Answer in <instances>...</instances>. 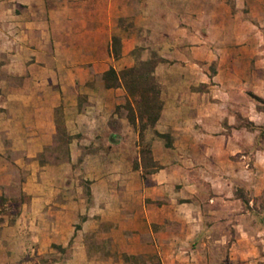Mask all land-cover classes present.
<instances>
[{"label":"crops","instance_id":"1","mask_svg":"<svg viewBox=\"0 0 264 264\" xmlns=\"http://www.w3.org/2000/svg\"><path fill=\"white\" fill-rule=\"evenodd\" d=\"M136 46L160 58L145 175L139 131L119 117L129 96L102 78L132 67ZM249 93L264 99V0H0V174L8 185L24 174L32 227L54 218L18 243L61 246L54 264L248 261L263 243L249 222L264 189V109ZM76 171L99 180L70 181Z\"/></svg>","mask_w":264,"mask_h":264},{"label":"rangeland","instance_id":"2","mask_svg":"<svg viewBox=\"0 0 264 264\" xmlns=\"http://www.w3.org/2000/svg\"><path fill=\"white\" fill-rule=\"evenodd\" d=\"M142 0H136V4H140ZM145 15L142 14L140 11L136 12L135 15V29H141V19ZM125 20L120 19V26L125 25ZM118 40L115 41L113 44V49L115 51H119V54L121 53V37L119 36L117 38ZM154 47L152 46H136L134 50H132L131 54L135 59L134 67L138 70H147L150 68L143 63H145L147 60L154 62L159 60V56L156 52V50H153ZM144 50H148V58L145 60H142L144 56L146 55L144 53ZM128 68V67H125ZM121 71V70H120ZM100 75H96L93 81V84H97L100 82ZM156 82V81H155ZM250 97V96H249ZM250 99L254 101L251 97ZM264 100V99H263ZM125 98L122 99L121 107L122 109L119 110V117H125L127 116V110L124 107L125 105ZM255 102V101H254ZM257 104V103H256ZM258 109H264V104H257ZM249 128V125H247ZM143 138L135 143L134 146H132V153L137 154L139 150L137 149V145H140L143 148L149 147V138H151L154 135L153 128H148L143 133ZM89 145H93V143H90ZM122 150L126 151V148L129 146L127 143H122ZM89 147V146H88ZM130 147V146H129ZM102 148V146H101ZM48 162L53 161L52 159L48 158ZM142 165L144 166L143 174H147L149 172H152L154 169V163L151 160V157L149 154L143 153L142 156ZM84 165L90 166V163H85ZM120 166H121V172L123 176H126V160H120ZM135 167L138 166V162H135ZM249 169H252V160L248 162ZM6 168H2V172L0 174V264H54V262H60L66 258L67 252L59 247H52L48 245V243H43V241L34 240L33 238H23L21 239L23 243L18 240H20L16 234L20 233L21 231L26 232H32L36 231L38 228V223L41 224V227L45 228L46 224L48 222L54 221V218L46 214L44 218L37 219L36 223L34 224V227H32V224H29L27 219L22 218L20 216L21 210H22V203L28 202L29 198L31 197L28 195L25 191H21L19 189V183L18 180L24 176L23 173H20L19 176L16 177L14 182L12 184H6V181L9 179L8 173H6ZM85 178H83V177ZM100 176V173H94V172H85L80 173L79 171H76L74 174H72L70 181H76L81 179V181H85L87 183H90V181L99 180L98 177ZM105 175H103L104 177ZM83 179H82V178ZM2 178V179H1ZM4 179V180H3ZM6 179V181H5ZM3 180V182H1ZM264 181V176L262 178ZM4 185H8L7 187H3ZM88 199L90 198L87 194L86 196ZM243 198L247 199L248 196H243ZM257 206L255 210L257 211L260 216L256 219V221L249 222L250 227L252 229L261 230L263 232V243L261 244L259 250L256 254H250L248 256L249 260H244L242 264H264V189L262 192V195L257 199ZM249 210H251L250 207L247 206ZM261 217V218H259ZM80 222L78 221L76 223H73L72 226H74L76 229L80 228ZM233 240V238H232ZM68 249V247L66 248ZM226 258V253H216L215 258L217 264H221L220 259ZM219 261V262H218ZM56 264V263H55Z\"/></svg>","mask_w":264,"mask_h":264},{"label":"trees","instance_id":"3","mask_svg":"<svg viewBox=\"0 0 264 264\" xmlns=\"http://www.w3.org/2000/svg\"><path fill=\"white\" fill-rule=\"evenodd\" d=\"M117 40L118 39L114 37L113 44ZM113 44L112 54L114 58H118L120 56L119 51H115V49H113ZM159 60L152 63L151 61L147 60L145 63H143L144 66H150V68L147 70L141 71L132 66L129 68H124L117 73L112 67H110L102 75L107 88L117 87L120 85H123L125 88L129 96V98L126 99L124 105L127 110V118L132 126L135 129H138L140 140L142 139L143 133L148 128V126L153 128L162 105L159 96V86L155 82V78L153 76L154 67L159 62ZM249 96L257 104H264L263 99L251 93H249ZM257 108H259L258 105ZM137 118L138 123H136ZM140 148L141 156H143V153H150L149 147L143 148L140 146Z\"/></svg>","mask_w":264,"mask_h":264}]
</instances>
